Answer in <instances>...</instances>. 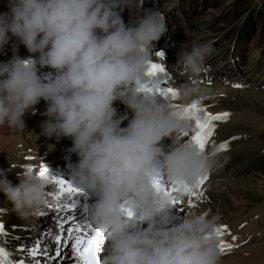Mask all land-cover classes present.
I'll return each instance as SVG.
<instances>
[{
  "label": "clouds",
  "instance_id": "1",
  "mask_svg": "<svg viewBox=\"0 0 264 264\" xmlns=\"http://www.w3.org/2000/svg\"><path fill=\"white\" fill-rule=\"evenodd\" d=\"M141 5L139 0H7V11L0 12V52L12 41L13 54L0 61V126L23 132L24 115L46 102L38 135L72 141L65 157L70 181L97 197L84 210L89 229L108 232L100 264H219V217L179 215L171 196L153 186L157 159L162 157L167 178L195 181L219 165V152L184 140L191 119L182 108L143 90L155 42L169 29L158 8ZM137 7L136 18L125 23L121 13ZM20 44L37 55L20 56ZM213 45L199 36L190 48L182 45L176 70L199 74ZM44 67L54 74L42 75ZM195 91L179 89V104ZM115 101L132 113L125 126ZM165 138L171 141L167 151ZM18 179L13 184L0 170V192L19 218L30 219L48 202V182L29 165Z\"/></svg>",
  "mask_w": 264,
  "mask_h": 264
},
{
  "label": "bare ground",
  "instance_id": "2",
  "mask_svg": "<svg viewBox=\"0 0 264 264\" xmlns=\"http://www.w3.org/2000/svg\"><path fill=\"white\" fill-rule=\"evenodd\" d=\"M3 11H7V0H0V12ZM11 46L12 41L9 42L3 52H0V61H6L12 56L13 53L11 51ZM9 51H11V53H8ZM18 54L22 57L33 55L30 54L22 44L19 45ZM151 61L163 63L165 65V71L168 74L169 79L164 81L162 86H170L178 89L184 88L185 79H183L182 76H180L181 81H178L175 78L169 76L172 75L170 73L171 71L177 69V61H174L173 63H171L172 61L160 62L156 55H152ZM173 66H175L174 69L170 68ZM50 72L51 71H47L46 69L40 71L42 75H48V73L51 74ZM162 77L163 74H159V78ZM186 77L187 76L185 75L184 78ZM174 81H177V83L175 84ZM178 83L183 84V86H177ZM235 83L237 84L238 81L236 80ZM186 85H188V83H186ZM200 86L201 87L199 88V90L196 86H190L191 88H194L196 90L193 96H197L198 94L213 93L215 90V92L231 93L230 96L228 94H224V97H222L224 100H227L230 97H232V100H235L234 94L236 95V93L233 90L224 87L222 84H217L216 89L215 86L208 87L205 84ZM257 95V92L253 93L254 99H257L262 103L264 101V94H262L258 98ZM173 102L180 103L179 100H176V98ZM114 107L117 108L118 112L124 111V106L120 101H115ZM35 108L36 111L34 113L29 112L24 115L26 128L23 132H28L29 134L26 133L25 135H20L22 134L21 131L11 129L6 125L3 126V128L0 127V170H2L7 175L8 179L13 184H17L19 182L18 174L23 172L24 165H29L36 171H39L40 167L42 165H45L50 170V173L57 177H59L60 174L68 172L66 168L67 162L65 157L69 154L67 153L66 149L71 146L72 141L69 138H62L57 142L54 138H47L42 135H38L40 132L39 125L44 119H46V117L42 115L46 108V102L42 99L40 103L35 106ZM242 108L243 107L241 104L238 108L232 109V112L230 113L227 120L216 122L217 132L213 134L208 140L206 149L214 148L216 150L220 143H222L223 141H228V148L226 150H220L223 151L222 153H220L221 159H232L233 161H237V159H239L237 157H240L244 153L247 154L250 150H255L259 147V144L257 142V135H255L256 133L254 134L253 132H251L252 136L249 137L247 135V138L245 137L244 139H242V134L245 135V131L237 132L236 128L242 129L243 126L246 125L251 128H259L264 124V119H261L251 111ZM218 113L221 112L219 111ZM248 120L252 122V124L245 122ZM125 123H127V120L121 126H125ZM227 123L229 131L224 127V125ZM194 125L195 121L191 120V128L189 130V133L192 132ZM233 126H235V130L230 129ZM227 133H231L232 136L228 135ZM224 134L227 135L224 136ZM233 137L236 138L233 139ZM183 139L187 140L189 139V136L184 135ZM232 140L237 141L233 142ZM164 142L171 141L170 139L165 138ZM72 155L73 157L71 156V160H77V155L75 153H73ZM226 163V161L219 162V165L221 166L218 165L208 172L213 176L228 177L227 184L228 186L233 187L234 182H232L229 175L236 176L238 172L240 173L246 169L245 167H242V171H240L241 169H226V166L224 167ZM212 186H218V184L215 183ZM57 191L58 185L51 181L48 182L47 193L51 192L53 194L52 204L57 201L54 198V195ZM210 192H212V190ZM65 194L66 193H64V195ZM205 196L192 198L193 200H195V202H197V204H194V209H205V212H208V210L215 212L216 208L210 205V201L206 200ZM237 204L238 203H236V205ZM44 207H46V205ZM11 209L12 205L9 201H0V210H4L3 213L0 214V222L5 224V232L3 234H0V240H4L9 249L20 252L26 258L28 257L26 255V250L31 249L37 243V241L40 242L41 249L46 248L45 246L47 245V243L52 241L51 233L54 231L53 224L55 226H60L59 222L57 223L56 220L58 214L54 213L55 211H57L55 207L50 209L53 213L50 217H47V220L49 221L48 225L39 231L29 233L28 231L30 230H28L27 228L28 224L31 223L34 218H37L38 214L34 215L30 219H21ZM192 209L193 205H185L183 211L180 212V215L191 212ZM57 212L60 216H62V218H65V216L68 214L65 210H63L64 213L59 211ZM216 214H219V212H217ZM216 214L213 213V215ZM83 218L85 219V222H80L77 226L72 223L69 224V226L73 228L71 237H75L78 230H85L90 234H92V232L94 231L87 227V217L83 216ZM228 218H231L232 220H221L222 217H220L217 221V228L224 225L227 226L226 229H224L223 234L221 236H218L219 249L220 240H224L227 244L232 245L230 249H227L225 251L220 250L219 264H264V204H261L255 209H252L245 215H242V208L238 210H232L227 219ZM18 225L22 226V228L15 231V228ZM65 226H67V224ZM65 226L63 225L64 228ZM233 237H235V239H233ZM63 241L64 243L68 242L69 245L65 246L64 243L61 245V252L63 255L60 260L56 262V264H77V257L73 255V249L70 246L73 242V239H64ZM240 245H242V250L240 248L238 256L231 258V253L236 252ZM38 259L42 262H45L43 256L38 257Z\"/></svg>",
  "mask_w": 264,
  "mask_h": 264
},
{
  "label": "rangeland",
  "instance_id": "3",
  "mask_svg": "<svg viewBox=\"0 0 264 264\" xmlns=\"http://www.w3.org/2000/svg\"><path fill=\"white\" fill-rule=\"evenodd\" d=\"M139 3L142 4L141 8H158L163 14H165V17H169L168 21L173 22L175 18L174 27H177H175L173 31H177L178 34L184 36L179 37V35L175 32L177 35L176 39L179 40L178 42L181 46L184 45L185 49L190 48L191 40L197 36L202 39L213 40L214 50L207 58L210 60L208 63L218 62L217 64L220 65L219 72H222L223 74H225V70L231 68L236 71L235 74L240 76L242 81L247 86L243 88L242 93H238L236 89L230 90H233L236 93L234 96L236 98L239 97V101L242 100L243 108H256L258 116L264 118V101L261 103L253 97V93L255 92L258 94L257 98L264 94V0H139ZM141 8L137 7L131 11L128 8H125L121 13L125 23L129 22L130 17L135 19L136 13L139 12ZM168 26H170V24H168ZM168 32H166L162 38L159 39L161 42H165V40L168 39ZM173 39L174 36L172 35L168 42ZM175 45H177V43H175ZM181 46L179 48L172 46V56L174 58L178 56ZM156 48H162V46H158ZM166 54L169 53L166 52ZM152 55H155V53H152ZM225 62L227 63L225 64ZM227 64H229V67L226 66ZM217 67L218 65H214V68ZM200 75H195L193 77L197 78ZM213 81L216 80H211L208 76H204L203 79H201L202 84H208ZM196 84L198 83L192 81L187 85V87L196 86L199 90L201 86ZM217 84L213 85L215 86V89ZM208 94H221L222 97H224V94H228L229 96L231 95L229 92H215V90L213 93ZM208 94H198L197 96H192L186 103L183 104L188 105L195 100L198 101L201 96ZM168 99L172 102L174 101L171 97ZM230 100H232V97L227 100L222 98V105L224 106ZM200 108L202 110L201 114H203V112L218 113L219 111H227L226 108H221L222 110L218 109L220 107ZM205 109L208 110L206 111ZM228 123L225 124L224 127L229 131ZM0 127L3 128V126ZM246 127L247 125L242 128L245 129L244 133L246 136H252L251 132L255 134L256 132L264 131V129L262 130V127L251 128L250 130H247ZM21 133L22 134H19H29L28 132ZM227 134L232 136L231 133ZM227 134H224V136ZM258 136L259 140L257 137V142L259 147L256 146L258 148L255 149V151L250 150L249 153L251 151L253 152L250 155H245L248 157L247 159L243 156L238 163H234L230 160L227 165L228 168L235 169L237 166L242 167L246 160L252 159L251 166L246 168V170H243L242 173L233 177L235 183H238V187L234 184V186L231 187L228 195L229 204L224 205L227 198L223 196L226 192L221 190L220 182H216L218 186H212L213 184L211 182L209 192L211 190L212 192H210V195L213 193L215 195L217 194L219 198L223 197L220 201L222 203L219 204V209L218 206L215 205L219 201H216L214 205L210 202V205L216 208L215 212L212 213L216 214L219 212V214L216 215H218L219 218L222 217L221 220H232L231 218L227 219L232 210L242 208V215H245L252 209L264 204V151H258L264 150V132L261 134L258 133ZM235 141L237 140H234L233 142ZM71 156L73 157L72 154ZM237 158L240 159V157ZM239 159H237V161ZM240 171H242V168ZM219 179L224 180L225 185L222 187H226V189L229 190V188H227L228 184L226 186V177H219ZM0 199H2L0 200L1 202L7 200L6 196L2 192H0ZM49 200L50 203H52L53 199ZM236 203L238 204L236 205ZM195 204H197V202H195ZM203 210L205 209H195V211ZM40 225L41 223L38 224V226ZM21 228L22 226L18 225L16 226L15 231ZM240 248L242 250V245L238 247L236 252L231 253L230 257H237Z\"/></svg>",
  "mask_w": 264,
  "mask_h": 264
},
{
  "label": "snow or ice",
  "instance_id": "4",
  "mask_svg": "<svg viewBox=\"0 0 264 264\" xmlns=\"http://www.w3.org/2000/svg\"><path fill=\"white\" fill-rule=\"evenodd\" d=\"M157 57L163 58V51L155 52ZM158 74H164L162 78L153 79L157 77ZM147 75L150 77V81L148 84L142 86L143 90L149 91L156 95H160L165 98L171 97L173 100L178 96V90L174 87L170 86H162L163 82L168 80V74L165 72V65L163 63L158 62H149V67L147 71ZM173 107L182 108L183 115L191 120L195 121V125L192 129L191 133H185L184 135L189 136V139L195 143H197L201 148H206L209 138L213 135L214 130L216 128V122L227 120L229 117L228 112L221 113H211V112H203L200 108L199 101H193L188 105H180L179 103L172 104ZM236 137H233L235 139ZM228 148V141H223L219 144L217 151L226 150ZM38 174L46 180L47 182H54L58 185V191L55 193V200L59 201L60 197L64 193L68 194H76L82 189L74 186L70 180H65L62 177H57L50 173V170L47 166L42 165L38 171ZM207 179V174L202 173L199 175L195 181L188 180H173L167 178V183L163 181L160 175L154 177L153 186L157 191H163L166 194L170 195L172 198V203L175 206H179V200L176 193L180 191H184L190 195L196 194V189L200 188L205 180ZM49 199H53V194L48 193ZM191 204V201H189ZM76 201H69L68 205H62L59 202L55 204L47 202L48 209H55L59 212H62L65 207L75 208ZM4 210H0V214L3 213ZM126 215L132 216L133 213L130 209H124ZM38 215H44L43 212H38ZM73 217L68 215L66 217L67 221H71ZM61 229H63V218L60 224ZM226 225L220 226L216 228L217 236H221L223 234L224 229H226ZM5 232V224L0 222V234ZM68 234L71 236L73 232V228L69 227L67 229ZM108 232L105 228H99L94 232V234L90 235L86 239L82 235H77L73 237V242L71 243V247L73 249V255L77 257V264H100V252L102 251V245ZM235 239V237H233ZM56 247L55 254L50 255L49 250L47 248L41 249L40 242L37 243L31 248L26 250V255L31 258L30 264H41V261L38 257L43 256L45 259V264H56L58 260L62 257L61 245L64 243L61 235L55 236ZM232 245L227 244L224 240H220V250L225 251L230 249ZM0 264H29L25 259H17L14 260L11 258V253H9L5 247H0Z\"/></svg>",
  "mask_w": 264,
  "mask_h": 264
}]
</instances>
